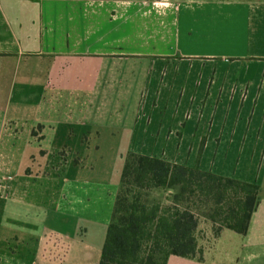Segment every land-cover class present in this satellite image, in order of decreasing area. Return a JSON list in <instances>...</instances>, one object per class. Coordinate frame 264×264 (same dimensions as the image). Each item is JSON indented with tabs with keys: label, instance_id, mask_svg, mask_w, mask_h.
<instances>
[{
	"label": "crops",
	"instance_id": "obj_1",
	"mask_svg": "<svg viewBox=\"0 0 264 264\" xmlns=\"http://www.w3.org/2000/svg\"><path fill=\"white\" fill-rule=\"evenodd\" d=\"M200 147L259 192L239 252L208 263L206 223L192 260L264 264V0H0V264H97L127 152Z\"/></svg>",
	"mask_w": 264,
	"mask_h": 264
},
{
	"label": "trees",
	"instance_id": "obj_2",
	"mask_svg": "<svg viewBox=\"0 0 264 264\" xmlns=\"http://www.w3.org/2000/svg\"><path fill=\"white\" fill-rule=\"evenodd\" d=\"M201 151L193 166L127 152L97 264L201 260L200 218L214 239L223 229L246 234L259 185L200 169Z\"/></svg>",
	"mask_w": 264,
	"mask_h": 264
},
{
	"label": "rangeland",
	"instance_id": "obj_3",
	"mask_svg": "<svg viewBox=\"0 0 264 264\" xmlns=\"http://www.w3.org/2000/svg\"><path fill=\"white\" fill-rule=\"evenodd\" d=\"M206 53H216V52L206 51ZM114 149H116V148H101V150L102 151L104 150L105 153H106V151H113ZM120 149L122 150V149H126V148H120ZM94 158H96V159H94V163H95L94 174L97 175L99 173V171L100 170L102 171V168L107 165V160H105V161L100 160V158L98 157V154H96V157H94ZM98 158H99V160H98ZM110 159L112 162L111 157H110ZM104 162H105V164H104ZM154 194L160 196L157 193H154ZM200 231L204 235L201 242L203 244L206 242L207 243L210 242L207 238H205V234L207 232V225H206V222L203 218H200ZM224 231H225V233H223V235L216 240H212V237H211V242L208 244L206 251H205L208 263L219 262V258L223 257L227 252L234 253V254H237L239 252V245H238V242L236 241V239L241 238L240 235L231 231V230H228V229H225ZM104 236H105V234H104ZM95 260L96 261L99 260V253H96ZM172 260L173 261L169 264H200V263H198V261H195L192 259H187V258L174 257Z\"/></svg>",
	"mask_w": 264,
	"mask_h": 264
},
{
	"label": "built area",
	"instance_id": "obj_4",
	"mask_svg": "<svg viewBox=\"0 0 264 264\" xmlns=\"http://www.w3.org/2000/svg\"><path fill=\"white\" fill-rule=\"evenodd\" d=\"M0 190H1V185H0Z\"/></svg>",
	"mask_w": 264,
	"mask_h": 264
}]
</instances>
